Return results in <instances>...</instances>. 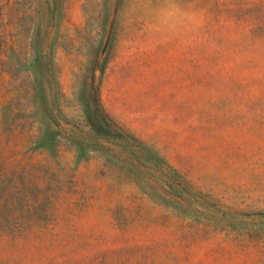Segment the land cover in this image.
<instances>
[{
  "label": "rangeland",
  "instance_id": "374dc122",
  "mask_svg": "<svg viewBox=\"0 0 264 264\" xmlns=\"http://www.w3.org/2000/svg\"><path fill=\"white\" fill-rule=\"evenodd\" d=\"M0 264H264V0H0Z\"/></svg>",
  "mask_w": 264,
  "mask_h": 264
}]
</instances>
